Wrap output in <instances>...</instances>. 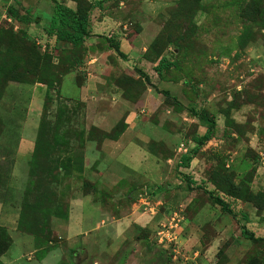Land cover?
<instances>
[{"label":"rangeland","instance_id":"374dc122","mask_svg":"<svg viewBox=\"0 0 264 264\" xmlns=\"http://www.w3.org/2000/svg\"><path fill=\"white\" fill-rule=\"evenodd\" d=\"M85 194L103 264H264V0H0V264H98Z\"/></svg>","mask_w":264,"mask_h":264},{"label":"crops","instance_id":"0c3cea01","mask_svg":"<svg viewBox=\"0 0 264 264\" xmlns=\"http://www.w3.org/2000/svg\"><path fill=\"white\" fill-rule=\"evenodd\" d=\"M26 141H27V139L26 138H22V140L20 141V143H19V148H21V147H23V146H27V143H26ZM30 144H32V143H30ZM30 148H32L31 147V145H30ZM129 148L131 149H134V148H137V147H135V146H131V145H129ZM131 149V150H132ZM136 150V149H135ZM137 150L138 151H140V149H138L137 148ZM137 155L139 154V153H136ZM128 162H129V160H128ZM138 162V161H137ZM107 170H110L112 173H113V176H114V179H116V178H118L119 176H120V174H122V173H127V172H129V174L133 171V172H140L141 174H142V169H107ZM137 170V171H136ZM138 172V173H139ZM88 198L89 197H87V194H85V197L82 199L83 201L81 202V204H83V206H84V211H86V212H84L85 214H88V215H90V208H89V206H91L93 209H94V211H96L95 213H97V214H100L99 216V219H97L96 220V223H91L90 225H87L85 222H87V220L89 219V217H84L85 219H83L82 217H83V215H82V213H80L79 215H78V217H76L77 218V220H76V222H80V224H79V226H77L76 225V228H74V229H72V228H69L70 230H72V231H76V234H77V236L80 238V244H81V248L87 253V254H89L90 256H94V255H96V254H102L103 255V259L102 258H98V256H95L94 258H95V260H96V262L98 263V264H103V262H105L104 261V257L105 256H107V255H109L110 253H112V252H109L110 251V249H111V247H108V246H106V245H103L102 244V239L105 237H107V233L105 232V233H102L101 235H100V237H99V240L98 241H96V238H95V236L97 235H94V231L95 230H103V231H105L106 229L103 227L104 226V224H102L101 222H108L107 220H105L104 218H105V216H103L102 214L103 213H100V211H99V207L101 206V204H99V203H94L93 205H91L90 204V202H89V200H88ZM88 200V201H87ZM85 203H86V205H85ZM1 207H2V205H1V203H0V210H1ZM82 215V216H81ZM71 216V215H70ZM110 217V216H109ZM122 218V217H121ZM72 219V217H70V219L68 220V221H72L71 220ZM117 219H119V218H117ZM120 220V219H119ZM84 222V223H83ZM127 222V219H124L123 220V223L122 222H120V226L119 227H117V223L116 224H112V225H110V228L111 229H113V233H114V237L117 239L118 237H120V236H122L125 232H126V230H124L125 229V227H126V229L127 228H129V223L127 224L126 223ZM102 224V225H101ZM123 224H125V225H123ZM126 224H127V226H126ZM60 226V225H59ZM67 226V224H64L63 225V227H66ZM84 226V228H82V227ZM138 226H140V225H138ZM66 229H67V227H66ZM68 230V229H67ZM64 232H66V231H64ZM58 233V232H57ZM59 234V233H58ZM66 235V234H65ZM73 235H75V234H73L72 232H70L68 235H66L67 237H68V239H69V242H75L73 239H71V236H73ZM32 236V235H31ZM59 236V238H61L62 237V235H58ZM65 239H66V237H65ZM70 246H72V245H70Z\"/></svg>","mask_w":264,"mask_h":264},{"label":"trees","instance_id":"16d2710c","mask_svg":"<svg viewBox=\"0 0 264 264\" xmlns=\"http://www.w3.org/2000/svg\"><path fill=\"white\" fill-rule=\"evenodd\" d=\"M57 10L50 20V33H53L56 38L69 41L71 44H77L82 42L89 35L88 17L86 14L79 15L76 11L64 4H57ZM114 49L118 54L123 55L119 49L117 42L113 43ZM165 95H169L167 89L161 91ZM212 125L208 127L211 129ZM205 131L201 138L196 139L197 142H201L203 139L208 138L209 131ZM189 158V155L183 153L181 159ZM136 194V193H134ZM131 196L134 197L135 195ZM225 210H229L228 205L222 200L219 201Z\"/></svg>","mask_w":264,"mask_h":264},{"label":"built area","instance_id":"2783aa9c","mask_svg":"<svg viewBox=\"0 0 264 264\" xmlns=\"http://www.w3.org/2000/svg\"><path fill=\"white\" fill-rule=\"evenodd\" d=\"M166 234V233H165Z\"/></svg>","mask_w":264,"mask_h":264}]
</instances>
